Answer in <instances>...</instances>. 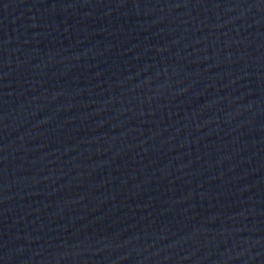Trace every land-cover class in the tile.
I'll return each mask as SVG.
<instances>
[{"label": "water", "instance_id": "95a60500", "mask_svg": "<svg viewBox=\"0 0 264 264\" xmlns=\"http://www.w3.org/2000/svg\"><path fill=\"white\" fill-rule=\"evenodd\" d=\"M0 264H264V0H0Z\"/></svg>", "mask_w": 264, "mask_h": 264}]
</instances>
